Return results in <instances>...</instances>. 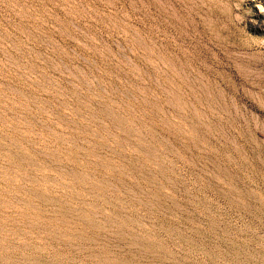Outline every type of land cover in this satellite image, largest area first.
Listing matches in <instances>:
<instances>
[{"label": "rangeland", "instance_id": "374dc122", "mask_svg": "<svg viewBox=\"0 0 264 264\" xmlns=\"http://www.w3.org/2000/svg\"><path fill=\"white\" fill-rule=\"evenodd\" d=\"M0 264H264V0H0Z\"/></svg>", "mask_w": 264, "mask_h": 264}]
</instances>
